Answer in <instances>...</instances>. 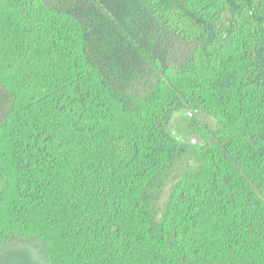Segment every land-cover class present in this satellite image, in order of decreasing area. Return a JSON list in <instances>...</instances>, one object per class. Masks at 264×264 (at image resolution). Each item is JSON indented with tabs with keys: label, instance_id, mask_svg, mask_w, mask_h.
<instances>
[{
	"label": "trees",
	"instance_id": "1",
	"mask_svg": "<svg viewBox=\"0 0 264 264\" xmlns=\"http://www.w3.org/2000/svg\"><path fill=\"white\" fill-rule=\"evenodd\" d=\"M17 244L264 264V0H0V264Z\"/></svg>",
	"mask_w": 264,
	"mask_h": 264
},
{
	"label": "rangeland",
	"instance_id": "2",
	"mask_svg": "<svg viewBox=\"0 0 264 264\" xmlns=\"http://www.w3.org/2000/svg\"><path fill=\"white\" fill-rule=\"evenodd\" d=\"M186 114H178L175 116L171 130L183 141L189 142L193 138L188 136L182 126ZM185 170V165H180L177 169L176 174L171 179V183H174L179 179ZM2 253L7 257V264H45L43 263L35 249L33 244H17L13 248H4Z\"/></svg>",
	"mask_w": 264,
	"mask_h": 264
}]
</instances>
